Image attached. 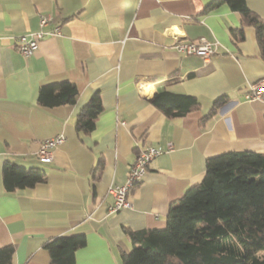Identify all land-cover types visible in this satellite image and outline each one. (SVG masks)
<instances>
[{"label": "crops", "instance_id": "obj_1", "mask_svg": "<svg viewBox=\"0 0 264 264\" xmlns=\"http://www.w3.org/2000/svg\"><path fill=\"white\" fill-rule=\"evenodd\" d=\"M213 0H0V247L13 245L10 264H50L46 240L83 235L72 264H122L132 247L125 229L161 228L169 205L198 184L206 159L228 151L264 153V100L246 99L264 79L255 29H230L241 14ZM264 20V0H244ZM41 15L52 21L39 25ZM47 34L23 56L16 36ZM204 38L217 43L209 58L174 49ZM69 81L73 103L40 105L42 85ZM192 96L196 109L172 117L153 104L158 92ZM97 93L93 128H76L81 108ZM225 102L208 114L214 101ZM63 135L51 162L36 151ZM162 151L129 194L130 208L108 213L110 186L124 182L140 148ZM170 146V148H169ZM35 167L44 179L7 190L5 163Z\"/></svg>", "mask_w": 264, "mask_h": 264}, {"label": "trees", "instance_id": "obj_2", "mask_svg": "<svg viewBox=\"0 0 264 264\" xmlns=\"http://www.w3.org/2000/svg\"><path fill=\"white\" fill-rule=\"evenodd\" d=\"M222 2L242 17L241 26L230 29V35L242 39L243 25H251L264 60V20L244 0H213L207 9ZM77 93L69 81L45 84L37 101L46 107L70 104ZM224 102L225 97L217 98L202 120ZM153 104L172 117L197 107L192 96L168 91L158 92ZM100 111L95 93L78 113L76 128L90 131ZM2 178L5 188L14 190L42 181L44 172L6 162ZM125 231L132 247L120 252L122 264H264V153L228 151L207 158L202 180L170 203L163 227ZM84 244L83 235L57 236L44 247L50 264H72L76 249ZM13 252V245L0 247V264H10Z\"/></svg>", "mask_w": 264, "mask_h": 264}, {"label": "built area", "instance_id": "obj_3", "mask_svg": "<svg viewBox=\"0 0 264 264\" xmlns=\"http://www.w3.org/2000/svg\"><path fill=\"white\" fill-rule=\"evenodd\" d=\"M51 21L52 18L50 16L41 15L39 17L40 27H43ZM58 29V25H54L51 30L46 31L39 29L34 32L16 36L18 51L23 56L33 53L37 49L38 43L41 39L47 34L58 33ZM216 46L217 43L215 41H207L204 38H201L197 42H176L174 44V49L181 53L197 54L206 59L214 53ZM245 98L264 100V79L251 83L245 93ZM63 141L64 136L61 134L41 140L36 151L38 160L41 162H51L53 160L54 149ZM161 151V149L152 145H148L138 150L135 160L129 166L124 182L121 184H115L109 188V192L112 195V202L108 204L106 208L108 213L116 212L122 208L131 207V202L129 200L131 190L142 181L147 171L148 164L160 154Z\"/></svg>", "mask_w": 264, "mask_h": 264}]
</instances>
